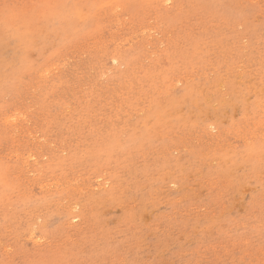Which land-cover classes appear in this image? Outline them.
Returning <instances> with one entry per match:
<instances>
[{"label":"rangeland","instance_id":"374dc122","mask_svg":"<svg viewBox=\"0 0 264 264\" xmlns=\"http://www.w3.org/2000/svg\"><path fill=\"white\" fill-rule=\"evenodd\" d=\"M0 264H264V0H0Z\"/></svg>","mask_w":264,"mask_h":264},{"label":"bare ground","instance_id":"6f19581e","mask_svg":"<svg viewBox=\"0 0 264 264\" xmlns=\"http://www.w3.org/2000/svg\"><path fill=\"white\" fill-rule=\"evenodd\" d=\"M250 160V159H249ZM242 181V180H241Z\"/></svg>","mask_w":264,"mask_h":264}]
</instances>
